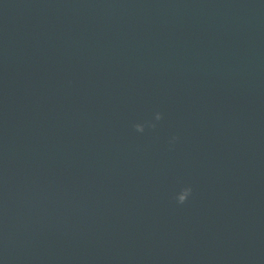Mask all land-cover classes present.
I'll return each instance as SVG.
<instances>
[{
    "label": "water",
    "instance_id": "obj_1",
    "mask_svg": "<svg viewBox=\"0 0 264 264\" xmlns=\"http://www.w3.org/2000/svg\"><path fill=\"white\" fill-rule=\"evenodd\" d=\"M0 264H264V0H0Z\"/></svg>",
    "mask_w": 264,
    "mask_h": 264
},
{
    "label": "clouds",
    "instance_id": "obj_2",
    "mask_svg": "<svg viewBox=\"0 0 264 264\" xmlns=\"http://www.w3.org/2000/svg\"><path fill=\"white\" fill-rule=\"evenodd\" d=\"M162 114L159 112H156L154 115V120L156 122H159L162 120ZM133 129L136 133H140L143 134L145 132V129H155L156 127V123H153L151 121H145L143 123H136L133 124ZM178 139V137H172V139L170 140V144L175 142ZM192 195V188L190 186H185L183 188H181L176 194H175V201L178 205H183L188 199L189 197Z\"/></svg>",
    "mask_w": 264,
    "mask_h": 264
}]
</instances>
